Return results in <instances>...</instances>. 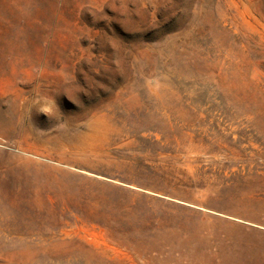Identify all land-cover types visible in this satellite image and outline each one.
<instances>
[{
    "label": "rangeland",
    "instance_id": "374dc122",
    "mask_svg": "<svg viewBox=\"0 0 264 264\" xmlns=\"http://www.w3.org/2000/svg\"><path fill=\"white\" fill-rule=\"evenodd\" d=\"M0 264H264V0H0Z\"/></svg>",
    "mask_w": 264,
    "mask_h": 264
}]
</instances>
